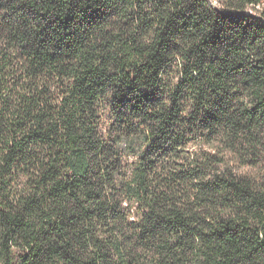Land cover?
Masks as SVG:
<instances>
[{
    "label": "trees",
    "instance_id": "obj_1",
    "mask_svg": "<svg viewBox=\"0 0 264 264\" xmlns=\"http://www.w3.org/2000/svg\"><path fill=\"white\" fill-rule=\"evenodd\" d=\"M0 264H264V0H0Z\"/></svg>",
    "mask_w": 264,
    "mask_h": 264
}]
</instances>
